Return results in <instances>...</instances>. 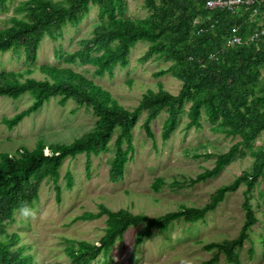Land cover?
<instances>
[{
  "label": "trees",
  "instance_id": "obj_1",
  "mask_svg": "<svg viewBox=\"0 0 264 264\" xmlns=\"http://www.w3.org/2000/svg\"><path fill=\"white\" fill-rule=\"evenodd\" d=\"M11 1L0 0V12L7 11ZM207 1L143 0L148 11L143 19L127 17V0H26L15 8L10 26L0 30V55L23 51L26 68L21 72L0 73V98L16 101L29 94L33 100L26 109L12 117H3L0 123L11 130L38 112L51 98H59L61 105L73 101L78 107L90 109L97 119L89 134L69 144H45L38 140L32 150L21 148L14 153H0V264H40L34 262L32 254L25 252V245H19L18 234L7 233L6 227L13 222L21 202L35 207L44 180L52 181L56 201L61 202L59 170L66 159L85 155V171L89 173L91 156L108 153L112 147L108 179L118 183L133 158L132 132L139 117L145 114L142 128L154 142L151 123L162 113L166 114L160 132L162 142L170 139L183 116L187 118L184 131L202 129L205 119L211 125V133L239 138L226 152L216 155L212 168H204L194 178L174 179L168 184L173 190L216 177L236 156L249 154L253 159L250 168L243 170L232 183L217 188L202 207L182 205L174 212L157 217L133 214L127 208L111 211L103 204L98 205L96 213L84 212L73 222L106 217V227L96 243L65 239L63 251L68 264L96 261L112 264L115 244L122 241L128 229L141 226L134 235L127 262L133 264L136 248L153 235V230L168 232L176 221L197 223L215 210L228 194L245 186L244 222L238 236L221 242L202 240V248L212 255L199 263L217 264L222 253L227 263L239 264L236 250L246 242L252 243L250 234L259 221L257 211L261 207L253 203V191L264 183V142L254 146L264 132V0L240 4L232 10L209 9ZM90 6L97 7L98 22L91 37L80 41L78 50L64 57L60 55L66 64L92 66L97 76L111 78L115 68L124 69L129 65L131 49L144 42L148 47L141 61L153 58L169 62V67L160 69L154 76L171 75L180 82L178 92L172 94L158 83L156 90H147L130 110L121 106L106 89L69 67L36 65L41 41L47 37L57 42L66 27H78ZM235 36L239 44H231ZM33 74L43 78L30 77ZM202 156L211 155L194 154L193 158ZM64 178L66 186L71 188L72 174L66 172ZM165 183L163 177H156L150 187L157 192ZM263 195L264 190L259 197ZM260 214L264 212L261 210ZM260 245L264 254V237ZM249 253L253 256L254 250L250 248Z\"/></svg>",
  "mask_w": 264,
  "mask_h": 264
},
{
  "label": "rangeland",
  "instance_id": "obj_2",
  "mask_svg": "<svg viewBox=\"0 0 264 264\" xmlns=\"http://www.w3.org/2000/svg\"><path fill=\"white\" fill-rule=\"evenodd\" d=\"M23 1L26 0H12L7 11L0 12V30L10 26V20L15 16V8ZM127 2V17L143 19L148 15L143 0ZM97 22V7L90 6L89 13L81 24L76 28L66 27L57 42L45 37L37 52L36 65L69 67L106 89L121 106L130 110L137 106L147 90H156L158 83L172 94L178 92L180 82L171 75L159 78L154 76L160 69L169 67V62L153 58L141 61L148 47L144 42L137 43L131 49L129 65L124 69L115 68L111 78L107 75L97 76L92 66L66 64L62 57L78 50L80 41L91 37V31ZM25 68L23 51H9L0 55V73L21 72ZM30 77L43 78L40 74ZM31 102L32 98L28 94L17 101L0 98V121L3 117H12L26 109ZM185 108H188V104ZM165 117L166 114L162 113L151 123L155 135L154 142L146 136L142 128L145 114L139 117L132 132L135 150L133 158L126 165L125 175L120 182L111 183L108 179L109 159L114 153L112 147L108 153L91 156L89 173L85 171V155H79L73 160L68 158L59 171L61 202L56 201L52 181L44 180L34 207L35 218L25 219L18 211L13 217V222L7 224V233L18 234L19 245H25V252L33 255L35 263L68 264V258L63 251L65 239L96 243L106 227V217L90 222H73L74 218L84 212L96 213L98 205L103 204L111 211L127 208L133 214L157 217L174 212L182 205L202 207L209 202L217 188L232 183L243 170L250 168L253 159L249 154L244 157L236 156L216 177L189 188L173 190L168 184L174 179L183 181L186 178H194L204 168H212L216 155L226 152L239 138L232 139L211 133V125L205 119L202 120V129L184 131L187 118L183 116L170 139L162 142L160 132ZM96 119L90 109L78 107L73 101L61 105L59 98H52L37 113L25 118L11 130L0 123V153H14L18 148L32 150L38 140L44 141L45 144H69L74 139L89 134ZM115 137L116 133L111 143ZM262 142L264 132L255 141L254 146L258 147ZM207 153L211 156L193 158L194 154ZM66 172L73 176L71 188L66 186ZM156 177H163L166 183L159 191L154 192L150 186ZM245 189V186H240L234 193L228 194L215 210L197 223L185 224L176 221L168 232L159 233L153 230V235L136 248L133 264H199L208 260L212 253L202 248V240L221 242L238 236L244 222L242 204ZM263 190L264 183L261 182L253 191V203H259L261 207L260 211H257L259 221L250 234L252 243L246 242L236 250L239 264H264L260 245V239L264 237V214H260L261 210L264 212V195L259 197ZM140 228L141 226L128 229L122 241L115 244L111 253L112 264H127L131 257L134 235ZM250 248L254 250L253 256H250ZM101 259L102 256L99 257V260ZM93 264H100V261ZM217 264H229L224 254H220Z\"/></svg>",
  "mask_w": 264,
  "mask_h": 264
},
{
  "label": "built area",
  "instance_id": "obj_3",
  "mask_svg": "<svg viewBox=\"0 0 264 264\" xmlns=\"http://www.w3.org/2000/svg\"><path fill=\"white\" fill-rule=\"evenodd\" d=\"M253 3V0H209L206 2V7L209 9L214 8H227L229 10H232L235 6L240 4L249 5ZM240 40L238 37H233L231 44H239Z\"/></svg>",
  "mask_w": 264,
  "mask_h": 264
},
{
  "label": "clouds",
  "instance_id": "obj_4",
  "mask_svg": "<svg viewBox=\"0 0 264 264\" xmlns=\"http://www.w3.org/2000/svg\"><path fill=\"white\" fill-rule=\"evenodd\" d=\"M39 49V48H38ZM38 52V51H37ZM3 55V54H2ZM9 72V71H8ZM26 95V94H24ZM22 95V96H24ZM29 95V94H28ZM21 96V97H22ZM2 98H6V97H2ZM32 98V97H31ZM52 99V98H51ZM33 100V99H32ZM17 101V100H16ZM48 103V102H47ZM46 104V103H45ZM44 105V104H43ZM39 111V110H38ZM37 113V112H36ZM35 114V113H34ZM31 116V115H30ZM27 118V117H26ZM20 124V123H19ZM5 126V125H4ZM6 127V126H5ZM17 127V126H16ZM7 128V127H6ZM15 128V127H14ZM8 129V128H7ZM21 148H18L16 149L17 150H20ZM23 149V148H22ZM15 151V152H16ZM67 160V159H66ZM61 169V168H60ZM60 171V170H59ZM60 174V172H59ZM20 212V215H22L25 219H28V218H35L36 216V209H34L33 207H31L28 202H21V206H20V209L18 210ZM17 211V212H18ZM16 212V213H17Z\"/></svg>",
  "mask_w": 264,
  "mask_h": 264
}]
</instances>
